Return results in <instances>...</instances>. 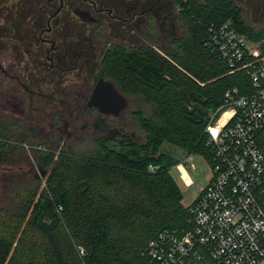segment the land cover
I'll return each instance as SVG.
<instances>
[{
  "label": "trees",
  "instance_id": "obj_1",
  "mask_svg": "<svg viewBox=\"0 0 264 264\" xmlns=\"http://www.w3.org/2000/svg\"><path fill=\"white\" fill-rule=\"evenodd\" d=\"M177 6L182 12L173 23L185 31L171 37L166 50L151 27L145 36L155 45L114 48L102 65L104 77L129 97L145 142L127 133L119 140L97 137L87 154L59 149L61 138L51 149L29 143L48 175L44 187L34 177L7 205L0 201V264H157L146 256L149 242L165 230L189 227L190 206H183L170 174L178 161L160 149L168 143L209 160L205 130L225 93L253 92L244 71L229 68L205 45L209 28L230 22L256 44L264 42V29L246 27L230 0H179ZM9 130L0 120V159L16 149Z\"/></svg>",
  "mask_w": 264,
  "mask_h": 264
},
{
  "label": "built area",
  "instance_id": "obj_2",
  "mask_svg": "<svg viewBox=\"0 0 264 264\" xmlns=\"http://www.w3.org/2000/svg\"><path fill=\"white\" fill-rule=\"evenodd\" d=\"M230 22L212 25L206 46L253 92L229 89L205 130L211 180L190 205L189 227L165 230L146 256L157 264H264V52ZM228 115L225 119L223 117ZM28 148L26 145L24 146ZM193 154L184 163L195 168ZM151 172L157 167L151 166ZM85 256L82 248L78 249Z\"/></svg>",
  "mask_w": 264,
  "mask_h": 264
},
{
  "label": "flooded vegetation",
  "instance_id": "obj_3",
  "mask_svg": "<svg viewBox=\"0 0 264 264\" xmlns=\"http://www.w3.org/2000/svg\"><path fill=\"white\" fill-rule=\"evenodd\" d=\"M177 1L0 0V110L15 111V100L23 93L29 97L30 109L43 113V98L57 101L59 97L54 92L53 96L47 97L38 89H43L47 83L68 82L70 77L66 75L71 74L74 84L90 85L86 103L81 104L76 95L71 97V102L75 101L71 107H57L55 111L60 116L72 114L73 124L81 115L95 114L94 127L102 133L99 137L110 139L113 130H117V138L111 140H119L126 132L113 123L129 108L114 117L99 112L96 107H88L101 79L113 83L129 102L115 81L102 74L105 55L114 48L153 46L144 36L151 27L159 36L162 19L171 25L172 15H181L182 8L177 6ZM189 1L183 0L184 3ZM230 1L243 12L245 0ZM258 2L261 4L262 1ZM160 15L165 17L160 18ZM18 16L24 19L20 25ZM65 98L70 99L69 95ZM3 102L7 107L2 105ZM87 126L85 123L84 128Z\"/></svg>",
  "mask_w": 264,
  "mask_h": 264
},
{
  "label": "rangeland",
  "instance_id": "obj_4",
  "mask_svg": "<svg viewBox=\"0 0 264 264\" xmlns=\"http://www.w3.org/2000/svg\"><path fill=\"white\" fill-rule=\"evenodd\" d=\"M261 1V4H259L258 0H245V3L242 4L244 10L241 17L246 27L254 31L264 29V0ZM163 17L165 15H160V18ZM174 19L175 15H172L171 25L164 19L159 23V36L158 32L156 35L160 38L159 42L162 50H166L171 37L182 35L185 31L182 24L173 23ZM144 39H146V36H144ZM149 42L152 43L151 40ZM263 47L264 42L261 44V50H263ZM66 76L70 77L68 82L47 83L43 89H38V91H43V94L47 97L53 96L52 92L59 97L57 101L51 98H43V113L30 109L29 97L23 93L15 100L17 106L15 111L12 109L0 110L1 119L6 123L9 122V133L15 136L11 139L10 145L16 147L12 154L0 159V201L2 205H7L10 202V197L14 191L29 187L31 179L34 177L43 181L42 186H45L44 181L48 171L42 170L35 162L33 149L28 145L29 143H32L33 148L43 145V149H51V146L61 138L59 149L64 146L76 154H87L94 147L92 139L102 135L99 129L94 127V123L97 122L95 114H92V116L88 114L81 115L77 122L73 124L74 116L72 114L60 116L55 111L54 108L57 107L63 109L71 107V104L75 103V101L71 102V97L76 95L79 96L81 104L86 103V93L90 89V85L74 84L71 78L73 75L68 74ZM73 92L75 93L73 94ZM66 95H69L70 99L66 100ZM5 103L3 102L2 105L7 107ZM109 122L112 123L111 120ZM85 123H88L86 128H84ZM113 124L124 128V131L129 136L131 135L136 143L142 144L145 142V134L133 120L130 108L117 118ZM20 139L27 141L25 144L28 148L22 145ZM54 148L56 149V147ZM160 153L171 156L178 161V164L170 170V174L183 194V206L188 208L211 180L212 175L208 164L202 156L193 155L191 163L195 168H191L184 163L189 155L168 143L162 145Z\"/></svg>",
  "mask_w": 264,
  "mask_h": 264
},
{
  "label": "water",
  "instance_id": "obj_5",
  "mask_svg": "<svg viewBox=\"0 0 264 264\" xmlns=\"http://www.w3.org/2000/svg\"><path fill=\"white\" fill-rule=\"evenodd\" d=\"M88 107H96L103 114L117 117L129 108V102L113 83L101 79L88 101ZM117 133V130H113L110 139H114Z\"/></svg>",
  "mask_w": 264,
  "mask_h": 264
},
{
  "label": "bare ground",
  "instance_id": "obj_6",
  "mask_svg": "<svg viewBox=\"0 0 264 264\" xmlns=\"http://www.w3.org/2000/svg\"><path fill=\"white\" fill-rule=\"evenodd\" d=\"M227 116H228V115L226 114V115L223 117V119H225Z\"/></svg>",
  "mask_w": 264,
  "mask_h": 264
}]
</instances>
